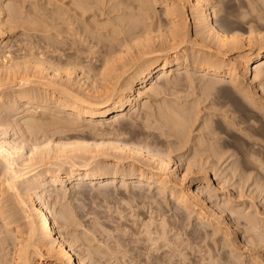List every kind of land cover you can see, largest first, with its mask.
<instances>
[{"label":"bare ground","instance_id":"bare-ground-1","mask_svg":"<svg viewBox=\"0 0 264 264\" xmlns=\"http://www.w3.org/2000/svg\"><path fill=\"white\" fill-rule=\"evenodd\" d=\"M10 1L8 3H10ZM218 1L220 0H217V2ZM222 1L223 0H221V2ZM243 1L244 0H242V2ZM245 1L247 2V0ZM248 3H250V10L256 13V15L254 14L251 16V20H256L257 22L263 21L264 0H252V2ZM211 4H213L211 0H49V5L51 7L49 6V8L46 5L49 9V12L47 11L48 13L41 11V13H39V11L36 13L35 11V16H30L31 19H29V17L26 19L27 17L25 18V16H23L25 9L22 11L20 6H17L16 4L14 5V3L6 4L3 0H0V264H80L79 262H81V264H87L86 259L89 261L93 260V263H96L97 261L100 262V259H96V255L99 254H95V251H91L89 247L90 245L88 244L90 242L86 243L81 236H79L80 234L74 235L70 240L66 236V230L64 229H69L68 227L73 225H76V227L82 226L83 236L85 237V240L89 241L90 239H88V236L92 232H96V235L98 236H96L95 233L93 236L95 235L94 237L100 239L99 234L101 232L110 231L108 221H106L108 223L107 225V223L104 222V218L103 222H100L101 220L99 221L100 215L96 217L92 216V218H90L88 213H85V209L83 210V208L81 209L76 206L83 210V213H76V208L75 210L74 208L70 209L66 207L67 204L64 206V204L61 203V201L66 198L68 189L73 192V196L77 195V197H80V194H84L86 188L88 189L89 187L91 191V187H94L92 185L96 186L97 183H105L97 185L100 186L99 189H97V187L95 188L98 191L100 190V192L106 196L109 195L108 197L102 195L105 198H109L114 193L112 190L114 191L118 183H121L127 188L132 187L133 191H130L132 192L131 194H126L121 191L118 192V196L120 193L122 200L125 199L130 202H135L137 200V203L141 201L139 203L140 205L141 203H148L151 207V216H149L148 220L146 217L147 215H142V211L138 213L137 216L141 220V227L138 225L136 226L142 229V232L147 236V240H152L153 243L154 241L155 243H158L160 240L163 242V244H158L155 249V253L156 251L158 253L161 251L159 255L150 252L151 254H154V256L152 255L153 258L151 256L152 260H149L148 264H162V262L164 263L165 261V256L167 254L169 255L168 252L172 250L169 249L170 247L168 248L169 251L164 250V252L161 248L164 249L163 246H172V244H170L171 238L168 237L170 236L168 235L170 231H168V229L170 228L173 229V231L174 229L181 230L180 232H183L181 235L186 234V236L188 235V238L191 236L200 241L201 244L204 245V250L206 252V258H203L208 260V264H234L232 259L234 258L238 260L242 257L247 249L246 247H248V249L249 247L257 249L256 246L258 247V243L263 242L264 244V235L261 234L262 231H260V234L258 233L259 236L255 235L257 233L254 231L255 237H259V240H257L258 242L254 239L255 237L253 238L251 236V234H247L242 242V244L244 243V246H240L241 242L237 243L236 240L240 235L239 226L241 224L239 222L240 219L235 218L234 215H237L236 213H238L240 218H244V221H247L246 223L252 226L251 229L253 230H258L259 227H257V223L260 225L262 221L256 223V219L255 221L253 219L255 216L251 218V215L248 216L246 213L243 215V211H239L232 199L234 197L231 198V195L221 193L222 196L220 195V198L222 199L224 206L221 204L218 206L214 201V196H217L219 188L213 187L211 184L209 167L214 168L216 164L220 162H217V160L215 161V159L210 160V156L213 154L217 157L221 152H218L216 149L212 152L207 147L204 148V151L208 154L206 156H204L203 152L197 156L195 154L192 159H189L185 163V172L181 174L182 176H180V174L176 176L179 168L178 162L181 161V158L178 161V159L176 160L173 156L174 152L171 147L176 141H172L171 139L166 143V139L163 138L164 143L167 144L168 148H165L166 146L159 148L158 144L162 143L160 142L161 139L159 141L156 140V134L159 135L160 133H156L154 130L155 128L164 131L163 134H167L169 138L171 135H174L178 140H183L187 133H185V130H188V126L193 121H196L195 119L200 115V96L198 101L195 100L188 104L186 101L185 103H178L177 101H174L176 99H166L168 94L173 93H167L169 92L167 91L169 90L168 85L169 87L171 85L170 88L175 87L176 89L177 86L180 88V84H182L188 76L185 73H187L189 69H193L191 70L192 72L194 71L199 78L206 80L209 83H220L222 86L223 84L232 85V87L229 85L230 90L233 88V93L243 96L245 103L247 102L246 100H249L251 104L253 101L256 103L254 95L248 90L247 81L249 80V76H252V73H254V77L252 76L253 80L250 79L254 81V79L258 78L264 70V34H258L255 30L257 34L255 33L256 35L253 36L254 32L251 27L250 32H248L247 29L245 30L248 32L246 38L243 36L244 33L240 34V32L237 31V29H242V27L235 28L233 26L236 30L234 31L232 28L233 30H230V32L229 28L231 27L225 29L223 26H226L228 22L226 24L223 22V25L220 24V20H216L218 17L216 13L219 11L215 9L216 11L214 12V9L212 8V11L217 16L216 19L213 17L214 14L212 15L210 12L211 7H209ZM218 4L221 3L218 2ZM157 6L162 7L160 12H158L159 10H157ZM220 6H222V4ZM224 6L225 5L222 7ZM244 6L242 5L241 7L244 8ZM247 8L249 9V7ZM226 11H228V9L225 10V12ZM225 12L224 15L220 12L219 13L225 17ZM47 14L49 16H47ZM44 16H46V18L50 17V21H47ZM222 20L224 19L221 17V21ZM229 21H231V19ZM27 24H33L34 29L35 27L37 29L35 32H40L42 35L40 43H42L43 40H48L46 41L48 45L44 44V48L46 45L51 48L54 47V49L57 48L58 50L60 49L59 47L61 44L68 43V45L66 44L67 46L66 48L64 47L65 49H60L59 56L53 52L57 57L51 54L53 49L50 53L52 57L51 55L48 57L46 55L48 51L45 53L41 44V47H39L41 50L36 53L13 55L10 49V43L12 41L8 39V35H10L8 33H11L12 30L17 27H25ZM238 24L240 25V23ZM260 24L258 26H260ZM233 25H236L237 27V24ZM30 30L34 32L32 28ZM233 32H236L237 34ZM44 41L43 43H45ZM94 47H98V49H96L97 51H93ZM31 49L33 50V48ZM54 51L56 52V50ZM96 53L98 55H95ZM176 69L178 71L180 69L184 71L175 72ZM154 77H156L155 82L153 81ZM257 80L259 82V79ZM188 81H190V78ZM148 83H151L149 88L146 86ZM183 83H187V81ZM184 85L181 87L182 89ZM189 85H187L188 88ZM177 89L174 91L177 92ZM192 89L194 90V88ZM192 89L187 90L192 91ZM223 90L225 91V89ZM262 90L264 89L262 88ZM227 91L229 92V90ZM162 93H165L166 96L164 97L166 98H164L163 102L160 104L158 108L159 110L156 109V111L158 110L157 113H150L149 111L150 114L145 115L147 116V127H153L154 129L152 128V131L155 133L151 132V129L145 131V127L143 128L142 125L138 126V124H142L138 122L140 119L136 121L135 118L140 116V110H144L151 106L148 100L151 96V98H154L153 96ZM229 93L232 94L231 91ZM189 94L192 95L190 92ZM174 96L172 94V97ZM232 96V101L236 100L233 99L234 96L237 98L236 95H234L233 98ZM177 97L179 96H176L175 98ZM207 97L204 99L207 100ZM142 99H144L143 102ZM262 100L264 101V99ZM180 101L182 100L180 99ZM258 103L255 109L256 114L258 111L257 107L264 108V104ZM238 105L239 107L241 105L242 107L244 106L242 103H237L236 106ZM141 107L142 109H140ZM151 107L153 108V106ZM246 109L250 108L248 107ZM130 111H132V114L130 115L132 118L130 128L134 129L139 127L137 128V131L140 129V131H138L140 133H138L136 129H132L131 132H133L134 135L128 137L126 135L129 132L126 131L129 129L125 130V127L124 130L121 131V126H123L121 124L124 119L126 121L128 120L126 119V116L129 115L128 113ZM235 111H237V109ZM147 113L148 112H146V114ZM262 113L260 114L262 115ZM151 114L154 116L153 120L149 117ZM246 114L248 113L246 112ZM242 115L241 117L245 118V116ZM252 117L255 116L253 115ZM262 117L263 115L260 118L262 119ZM223 118L224 117H222V119ZM237 119H239V117ZM242 120H239L238 122L241 124L243 122ZM249 120L248 117V121ZM217 121H220V119L217 118ZM217 121L215 125L214 123L211 125L216 126ZM233 121L236 122V119L233 118ZM248 121L246 120L245 124ZM252 122L253 121H251V124ZM255 122H257V120ZM144 123L146 125V121ZM208 123L210 125V122ZM257 123H259V120ZM251 124L250 126H252ZM124 125L126 126V124ZM228 125L230 126V124ZM118 126L119 128L117 129ZM220 126H223V124H220ZM254 126H252V129ZM107 127L110 129H107ZM140 127H142V131L145 132H141ZM231 127L229 129H232ZM85 128H88V131L90 129V132H99L101 130V133H105L104 135L109 134L112 137L102 138L98 141L80 139L81 137L78 135H80L82 129ZM250 129L251 127H249V130ZM239 130L244 131V128H239ZM246 130L249 131L248 129ZM217 131L219 134V130ZM217 131L210 130V135L213 136L211 139L218 136ZM250 131L253 134L255 130ZM170 132H172V134H170ZM235 134L237 135V138L239 135L241 140V133L237 134L235 131ZM122 135L126 136V140L124 139V136L120 139ZM227 135V138L230 137V135ZM202 137L204 138V136ZM153 138H155L157 142L152 141ZM176 138L174 140H177ZM235 138L233 140L237 141ZM250 138L248 143L246 142L247 145L250 143ZM230 139L228 138V140ZM245 139L246 137L242 140ZM242 142L244 143V141H241V143ZM236 143L239 146V142L237 141ZM256 143L257 142H253V144ZM246 144L244 143L243 147L244 145L250 147ZM257 145L258 143L256 144V147H259ZM259 145L261 146V144ZM238 146L235 145V149ZM200 148H202V146ZM209 148L211 147L209 146ZM253 148L246 149L252 150ZM246 149H243L244 152ZM243 150L240 151L242 155L244 153ZM246 152L250 151L246 150ZM247 154L249 155V153ZM242 158L244 159L246 157ZM240 160L241 159H239V162H241ZM172 162L176 165L174 169H172ZM258 165L264 167V155L260 157ZM219 169L220 168L218 167V170ZM194 174L198 176L192 178V175ZM214 174L216 175L217 173ZM122 188L125 189V187ZM152 188L156 191H154V193L152 190L151 192L153 194H150ZM224 188L226 187L223 186L222 189L224 190ZM95 189L94 191H91L92 194L97 191ZM107 191L110 192L106 194L105 192ZM101 193L99 197H101ZM93 195L96 196L95 193ZM118 196L116 197L117 199L119 198ZM237 196L239 198V195ZM82 197H84V195ZM240 198L242 197L240 196ZM79 199L77 200L80 201L81 199ZM118 200H120V198ZM57 203L60 204L59 209L56 207ZM52 205H54L53 208ZM83 205L84 203L80 204V206ZM167 207L175 209V213L169 214V209H167ZM242 209H244V207ZM95 210L96 209H91L88 211H94V213L96 211V213L104 212ZM259 212L261 213V211ZM154 213L155 215H153ZM263 214L264 213L260 215L263 216ZM107 215L109 218L112 216L109 214ZM107 215H105L104 212L103 217L106 218ZM193 217L195 218L193 219V221L195 220V224L190 230H188L187 228H189L192 223L191 219ZM129 218L125 217V223ZM112 219H114V217L111 218V221H113ZM236 219L239 220L236 221ZM108 220L110 221V219ZM140 220H137V223L138 221L140 222ZM244 221L242 222L244 223ZM130 222L132 227H135L134 225L137 224L136 219H132ZM243 223L241 227L242 230H244L243 225L247 226L246 223ZM151 225H154L153 229L150 228ZM126 226L128 227V223H126ZM126 226L125 228H127ZM261 227H263V225ZM72 228L75 229L74 227ZM79 229L81 228L79 227ZM248 230L250 232V229ZM98 231L101 232L98 234ZM72 232L74 233L75 231L72 230ZM111 232L112 231H110V233ZM130 232L127 233L126 231L125 235L130 234ZM138 232L141 231L139 230ZM142 232L141 234L143 236L144 234ZM246 232L248 231L246 230ZM69 234L71 236V232H69ZM103 234L105 235L106 233ZM153 234L154 236L155 234L157 236L154 237ZM120 235L124 234L122 233ZM120 235L116 236L119 240L123 237ZM129 237L130 236H127V239H125V237V241L122 239L125 244H128L130 240L136 238L132 237L128 241ZM212 237H215V239H221V248H223L222 252L219 253L216 251L217 241L212 240ZM173 238L174 236L172 237V240ZM182 239L187 240L185 237ZM189 239L186 242H188ZM194 239L190 240L194 241ZM149 240L147 242H150ZM196 240L194 242H196ZM164 241H166V243L168 242V245L164 244ZM174 241L175 239L173 240V243L176 245ZM77 242L80 243L76 244ZM123 242H119L120 245H122L121 243ZM194 242L192 243L194 244ZM130 243L132 244L131 241ZM74 244H76L77 247L80 246V250L75 248ZM115 244H117L116 241ZM125 244L122 246L124 247ZM134 244L130 246H135ZM96 246L99 247L98 244ZM130 246H128L129 250ZM138 247L140 248V245ZM138 247L134 250H137ZM167 247L165 249H167ZM201 247L203 246L201 245ZM261 247L259 248L262 249ZM133 248L134 247H132V249ZM146 248L147 247H145V250ZM188 248L190 247L188 246ZM75 249L77 252L78 250L80 251L77 255ZM132 249L130 251H132ZM200 249L202 251L203 248ZM98 250H100V247ZM121 250L123 251L126 249L124 247ZM138 250L137 253L140 252ZM187 250L190 251V249ZM203 252L204 251H202V254ZM257 252L256 254H258ZM83 253H86V256ZM97 253L99 252L97 251ZM126 253H128L127 250ZM141 253L145 255L143 248ZM150 253L148 254L150 255ZM189 253H191V251ZM198 253L199 252H197V254ZM128 254L127 256H125L126 254L123 256L128 259V256H130ZM143 254L141 256H144ZM170 254L172 253L170 252ZM256 254H249L247 260L244 258L247 261V264H264V260L262 261L261 259L264 256L261 254L262 257L260 258V254L259 256ZM121 255L122 254H120V256ZM133 255V261H136V252L132 254V257ZM181 255H184V258L187 257V254L185 255L181 253ZM146 256L150 259L148 255ZM174 256L172 259L173 262L174 258H176ZM197 256L198 255H194L195 259H189L187 264H202L201 261L204 260H201L202 257L201 259L196 258ZM99 258H101V255ZM129 258H131V256ZM143 258L138 259L140 260V263L144 262L145 264L146 261H143ZM124 260L128 261L126 258ZM102 262L103 261H101V263ZM174 263H176V261Z\"/></svg>","mask_w":264,"mask_h":264},{"label":"rangeland","instance_id":"rangeland-1","mask_svg":"<svg viewBox=\"0 0 264 264\" xmlns=\"http://www.w3.org/2000/svg\"><path fill=\"white\" fill-rule=\"evenodd\" d=\"M4 1V3H6V4H13L14 3V5L16 4L17 6H20L21 7V9H22V11L24 10V12L26 13H23V16H25V18L26 19H28V17H29V19H31L30 18V16L32 17V16H35V11H36V13H38V11H39V13H41V12H44V13H48L49 12V9H48V7L50 6L49 5V0H9L10 1V3H8L9 1L8 0H3ZM17 1V2H16ZM19 1H21V2H24V3H21V2H19ZM212 1V3L213 4H211L209 7H211L210 8V12L212 13V15L214 14V12L216 11V10H218L221 14H223L224 15V12H225V10H227L228 9V11H226L225 12V17H223V15H221L219 12H217L216 13V15L218 16H216L215 14L213 15V17L216 19V17H217V19L216 20H220V24H226L227 22V25L225 26V25H223L224 27H225V29H228L229 27H231V28H229V31L231 30H233L234 29V31L236 30L235 28H240V27H242V29H244V30H242L241 28V30L240 29H237V31H239L240 32V34H243V36H244V38H246L247 36V33L248 32H250L251 31V28L253 29V36L254 35H256L257 33H256V31L258 32V34H264V20L263 21H261V22H257L256 20L255 21H252L251 20V16L252 15H256V13H254L253 11H251L250 9H251V7L249 6L250 5V3H248V2H252V0H247V2L244 0L243 2H242V0L240 1V0H223L222 2H221V0L220 1H218L219 3H221L222 4V6L223 5H225L224 7H222V6H220L221 4H218V2H217V0H215V1H213V0H211ZM228 3H227V2ZM240 1V2H239ZM19 2V3H18ZM27 2V3H26ZM30 2H32V3H30ZM48 2V3H47ZM216 2H217V4H216ZM247 4H246V3ZM21 3V4H20ZM36 3V4H35ZM225 3H227V4H225ZM230 3H231V5H230ZM245 3V4H244ZM20 4V5H19ZM40 4V5H39ZM215 4V5H214ZM230 6H229V5ZM240 4H242L243 6H244V8L243 7H241L242 5H240ZM32 5V6H31ZM46 5L48 6V7H46ZM228 5V6H227ZM247 5V6H246ZM24 8H23V7ZM45 6V7H44ZM227 6V7H226ZM28 7V8H27ZM30 7H31V9H30ZM35 7V8H34ZM40 7V8H39ZM51 7V6H50ZM49 7V8H50ZM217 7H218V9H217ZM229 7V8H228ZM231 7V8H230ZM247 7H249V9L247 8ZM27 8V9H26ZM45 8H46V11H45ZM160 8V9H159ZM161 6L160 7H158L157 6V10H159L158 12H160L161 11ZM214 9V12L212 11L213 9ZM223 8V9H222ZM35 9V10H34ZM37 9V10H36ZM40 9V10H39ZM44 9V10H43ZM216 9V10H215ZM221 9V10H220ZM243 9V10H242ZM26 10H27V12H26ZM249 10H250V14H249ZM29 11V12H28ZM32 11V12H31ZM41 11V12H40ZM48 11V12H47ZM245 11H247V12H245ZM30 12H31V14H30ZM229 14H228V13ZM232 14H231V13ZM240 12V13H239ZM253 12V13H252ZM28 13V14H27ZM33 13V14H32ZM227 13V14H226ZM248 13V14H247ZM241 14V15H240ZM220 15V16H219ZM228 15H229V17H228ZM240 15V16H239ZM250 15V16H249ZM47 16H49L48 14H47ZM227 16V17H226ZM246 18H245V17ZM45 18H46V16H44ZM221 17H222V19H224V20H226V21H224V20H222L221 21ZM240 17V18H239ZM219 18V19H218ZM225 18H227V19H225ZM229 18V19H228ZM239 18V19H238ZM231 19V21H229ZM236 19V20H235ZM46 20L48 21H50V17H47L46 18ZM239 20H241V21H239ZM233 21V22H232ZM236 23H235V22ZM250 21H252V22H254V23H252V22H250ZM224 22V23H223ZM232 24H231V23ZM257 22V23H256ZM31 23V22H30ZM238 23H240V25L238 24ZM244 25H242V24ZM260 23H263V24H260ZM231 24V25H230ZM233 24H237V27H236V25H233ZM260 24V26H258ZM250 25V26H249ZM28 26V27H27ZM30 26H32V27H30ZM228 26V27H227ZM235 28H234V27ZM28 29H27V28ZM244 27H247V28H244ZM251 27V28H250ZM18 28V29H17ZM17 28H15V29H13L12 30V34L9 32L8 34H10V35H8L9 37H8V39L10 40V41H12L11 43H10V49H11V51H12V53H13V55H16V54H26V53H36V52H38V51H40L41 49H39V47H41V45H42V48L45 50V53L47 52V56L48 57H50V55L51 54H53V56L56 54L57 56H59V53H60V49H65L66 48V46L68 45V43H64V44H61L60 45V49H58L57 50V48L56 49H54V47H49V46H46V45H48V43H46V41H48V40H46V41H44L45 43H43V41H42V43H40L41 42V37H42V35L40 34V32H38V31H36L35 32V30H37L36 29V27H35V29H34V25L32 24V25H30V24H27L25 27H17ZM25 30H24V29ZM33 29L34 30V32L33 31H31L30 29ZM233 28V29H232ZM257 28V29H256ZM27 29V30H26ZM247 29V31L248 32H246L245 30ZM249 29V30H248ZM256 30V31H255ZM31 31V32H30ZM230 31V32H231ZM244 31V32H243ZM238 32V33H239ZM260 32V33H259ZM37 33V34H36ZM233 33H236V32H233ZM256 33V34H255ZM28 34V35H27ZM237 34V33H236ZM250 35V34H249ZM248 35V36H249ZM36 36V37H35ZM40 36V37H39ZM242 36V35H241ZM14 37V38H13ZM28 37V38H27ZM39 37V38H38ZM24 38V39H23ZM29 39V40H28ZM32 39V40H31ZM39 39V40H38ZM43 39V38H42ZM37 40V41H36ZM247 40V39H246ZM32 41H33V43H32ZM39 41V42H38ZM30 42V43H29ZM39 44H38V43ZM246 43H247V41H246ZM20 44V45H19ZM29 44V45H28ZM41 44V45H40ZM44 44H46L45 45V48H44ZM67 44V45H66ZM40 45V46H39ZM65 45V46H64ZM25 46V47H24ZM37 46V47H36ZM256 46H258V45H256ZM47 47H48V49H47ZM62 47V48H61ZM65 47V48H64ZM20 48H22V49H20ZM25 48H26V50H25ZM31 48H33V50L31 49ZM49 48H50V50H49ZM256 48V47H255ZM24 49V50H23ZM53 49V50H52ZM95 49V50H94ZM96 49H98V47L96 48V47H94L93 48V51H97ZM207 49V48H206ZM51 50H52V53H51ZM54 50H56V52L54 51ZM32 51V52H31ZM50 51V52H49ZM57 51H58V53H57ZM55 54H54V53ZM51 53V54H50ZM55 55V56H56ZM95 55H98L97 53L95 54ZM56 56V57H57ZM51 57H52V55H51ZM0 63H1V61H0ZM191 70H193V69H189V71L187 72V73H185V74H187L188 76H194V77H188L187 76V80L185 79L183 82H186L187 81V83H183L182 82V84L184 85V87H183V89L181 88L183 85L182 84H180V88L177 86L176 87V89L177 88H179L180 89V91H179V89H177V92L176 91H174V90H176L175 89V87H172V88H170L171 87V85H170V87H169V85H168V89L169 90H167V91H169V92H167V93H170V92H173L172 94H173V96H174V94H175V96L174 97H172V94H168L167 96L165 95V93H162V94H158V95H155V96H153L154 98H149L148 100H149V104L151 105V106H153V108L150 106V107H148V108H146V109H144V110H140L141 111V114H142V116H141V114H140V116L139 117H136L135 119H136V121H138L139 119H140V121H138L139 123H142V124H138V126H140V125H142L143 126V128L145 127V128H147V129H145L144 128V130L145 131H149V129H151L150 131L151 132H154V131H152L154 128L153 127H147V116H145V115H149L150 113H157V111L159 110L158 108H159V106H160V104L163 102V99L164 98H166V99H170V100H174V99H176V100H174V101H177L178 103H185V101H186V103L188 104V103H191L192 101H198V99H199V96H200V101H199V105H200V109H201V111H200V115L195 119L196 121H193L190 125H192V126H188L189 128H187L188 130H185V133H186V137L183 139V140H178L174 135H171L170 136V138H169V136L167 135V134H163V132L164 131H162V130H159V129H157V128H155L154 130H155V132L156 133H160L159 135H157L156 134V140H160L161 139V141L160 142H162V143H159L158 145V147L160 148V147H165V148H168V146H167V141L168 140H171L172 139V141H176L175 142V144L171 147L172 148V150H173V156L175 157V159L177 160L178 159V161L180 160V158H181V161H179L178 162V165H179V168H178V171H177V175L176 176H178L179 174H180V176H182L181 174H183L184 172H185V163L189 160V159H192L193 157H194V155L196 154V156L198 155V154H202V152H203V154H204V156H206L207 154H206V152L204 151V148H208L209 150H211L212 152L214 151V149H216L218 152H221L220 154H219V156H217L216 157V155H211L210 156V160H214L215 159V161L217 160V162H220V163H217L216 164V166L213 168V167H209V174H210V178H211V184H212V186L213 187H217V188H219V191H218V194H217V196H214V201L216 202V204L219 206V204H221V205H223L224 206V203H223V201H222V199L220 198V195L222 196V194L223 193H225V194H228V195H231V198L232 197H234V198H232L233 200H234V204L236 205V207L239 209V211H243L242 212V214L243 215H245V213L248 215V216H250L251 218H253L254 216V221H255V219H256V223L259 221V223H260V225H258V223H257V227H259L258 228V230H253V229H251L252 228V226L251 225H249V224H247L245 221H244V218H240V216L238 215V213H236L237 215H234V217L235 218H239V219H236V221L237 220H239V222H240V228H239V236L237 237L238 239H240V240H238L237 238V243H240V246H244V243L242 244V242H243V240H244V238L247 236V234L248 235H250L251 234V236L254 238L255 237V235H257V236H259V234L261 233L260 231H262V233L261 234H263L264 235V214H263V216L262 215H260V214H262V213H264V167H261V166H259L258 165V163H259V159H260V157L262 156V155H264V142H262V141H264V139H263V137H264V108L262 109L261 107L259 108V107H257L258 109V111H257V114H256V105H257V103L259 102V103H262V104H264V101L262 100V99H264V93H263V91L264 90H262V88L264 89V87H263V84H264V70L262 71V73H261V75L263 76H261V75H259V77L258 78H255L254 79V81H252L253 80V77H254V73H252V76H249V80L247 81V86H248V90H249V92L252 94V95H254V99L256 100V103H255V101H253V103L251 104V102L249 101V100H246L247 102L245 103V100H244V97L243 96H241L240 94H238V95H240V96H238L237 94H235V93H233V88L230 90V86L232 87V85H230V84H223V86L225 87H223L222 86V84H212L211 82V84L213 85H211L208 81H206V80H203V79H201V78H199L198 76H197V73H195L194 71L192 72ZM184 70H182V69H180L179 71L176 69V71L175 72H183ZM192 75H191V74ZM170 76H173V75H170ZM198 77V78H197ZM261 77V78H260ZM155 78L156 77H154V79H153V81L155 82ZM189 78H190V81H188L189 80ZM192 78H194V79H192ZM252 80H251V79ZM192 79V80H191ZM257 79H259V82H258V80ZM202 80V81H201ZM195 83H194V82ZM199 81V82H198ZM204 81V82H203ZM260 81H261V83H260ZM189 82H190V85H189ZM202 82V83H201ZM258 84H257V83ZM207 83H208V85H209V87H208V85H207ZM251 83V84H250ZM189 85V88L187 87V85ZM197 84H198V86H197ZM201 84V85H200ZM250 84V85H249ZM150 85H151V83H148L146 86H147V88H149L150 87ZM204 85V86H203ZM211 85V86H210ZM217 85V86H216ZM226 85H227V88H226ZM230 85V86H229ZM166 86H167V84H166ZM215 86V87H214ZM187 87V88H186ZM200 87V88H199ZM207 87V88H206ZM216 87H218V88H216ZM256 87V88H255ZM262 87V88H261ZM184 88H185V90H184ZM192 88H194V90L192 89ZM199 88V89H198ZM205 88V89H204ZM171 89H172V91H171ZM187 89H192V91H188ZM202 89H203V91H202ZM208 89V90H207ZM223 89H225V91H227V90H229V92L231 91L232 92V94H230L228 91L226 92V93H224L225 91L223 90ZM205 90V91H204ZM200 91V92H199ZM209 92V94H208V92ZM224 91V92H223ZM181 92V93H180ZM189 92L192 94V95H190L189 94ZM198 92V93H197ZM201 92H203V93H201ZM255 92V93H254ZM229 93V94H228ZM259 93V94H258ZM263 93V94H262ZM188 94V95H187ZM195 94V95H194ZM198 94V95H197ZM207 94V95H206ZM226 96H225V95ZM236 95V97L237 98H239V99H237V98H235V96L234 95ZM171 97H170V96ZM180 95H182V96H180ZM204 95V96H203ZM206 95V96H205ZM228 95V96H227ZM229 95H230V97H229ZM234 96V98H233V96ZM162 98H161V97ZM164 96H166V97H164ZM169 96V97H168ZM176 96H179V97H177V98H175ZM186 96H187V99H186ZM194 96V97H193ZM208 96V97H207ZM231 96H232V98L233 99H236V100H233L234 101V103H233V101H232V99H231ZM196 97H197V99H196ZM206 97H207V100H205L206 99ZM182 100V101H180V99ZM191 98H193V99H191ZM205 98V99H204ZM258 98H260V99H258ZM186 99V100H185ZM180 102H179V101ZM257 100H259V101H257ZM144 101V99H142V102ZM188 101V102H187ZM190 101V102H189ZM202 101V102H201ZM209 101V102H208ZM262 101V102H261ZM239 103V104H243L244 106V108L242 107V105L239 107V105L238 106H236V104L237 103ZM241 102V103H240ZM245 103V104H244ZM258 103V104H259ZM207 104V105H206ZM211 104V105H210ZM214 105V107H213V105ZM216 104V105H215ZM223 104H224V107H223ZM232 104H235V105H232ZM247 104V105H246ZM251 104V105H250ZM157 105H158V107H157ZM226 105V106H225ZM204 106V107H203ZM232 106V107H231ZM251 106V107H250ZM209 107H210V109H209ZM250 108V109H246V108ZM222 108H224V109H222ZM239 108H240V110H239ZM243 108V109H242ZM140 109H142V107L140 108ZM150 109V110H149ZM155 109V110H154ZM156 109H158L157 111H156ZM237 109V111H235ZM245 109V110H244ZM253 109V110H252ZM209 110V111H208ZM215 110V111H214ZM226 110V111H225ZM259 110H260V112H259ZM145 111V112H144ZM149 111H150V113H149ZM153 111V112H152ZM224 113H223V112ZM229 113H228V112ZM235 111V112H234ZM146 112H148L147 114H146ZM210 114H209V113ZM243 112V113H242ZM246 112L248 113V114H246ZM253 112V113H252ZM258 112H259V114H258ZM263 112V113H262ZM256 115H255V114ZM260 113H262V115H263V117H262V119L260 118L262 115L260 114ZM129 115H127L126 116V119H128L127 121L124 119L123 120V122H122V124L121 125H123V126H121V131L122 130H124V128H125V130L127 129H129L128 131H126V132H129L126 136H130V135H134V133L133 132H131L132 131V129L130 128V123H131V121H132V118H131V114H132V111H130L129 113H128ZM209 114V115H208ZM228 114V115H227ZM243 114L244 116H245V118H243V117H241V115ZM144 115V116H143ZM242 115V116H243ZM254 115L255 117H252V116ZM259 115H260V117H259ZM212 116V117H211ZM219 116V117H218ZM143 117V118H142ZM150 118H152L151 120H153V118H154V116H152V114L149 116ZM222 117H224L223 119H222ZM239 117V119H237ZM240 117H241V119H240ZM248 117H249V121H248ZM251 117V118H250ZM258 117H259V119H258ZM210 118V119H209ZM217 118L218 119H220V121H217ZM227 118V119H226ZM233 118L234 119H236V122H234L233 121ZM242 118H243V120H242ZM254 118V119H253ZM131 119V120H130ZM149 119V118H148ZM209 119V120H208ZM208 120V121H207ZM213 120H214V122H213ZM226 120H228V121H226ZM230 120V121H229ZM239 120H242L243 122L240 124L238 121ZM248 121V122H246V124H245V121ZM257 120V122H258V120H259V123H257V122H255ZM262 121V123H261V121ZM126 121V122H125ZM130 121V122H129ZM146 121V125H145V122ZM216 121H217V124H216V126H217V128H216V126H212L213 125V123H214V125H215V123H216ZM231 121H233V122H231ZM251 121H253V122H255V123H253L252 122V124H251ZM137 122V123H138ZM203 122H205V123H203ZM208 122H210V125H209V123ZM212 122V123H211ZM218 122H221V123H218ZM227 122V123H226ZM230 122V123H229ZM126 124V126L124 125V124ZM144 123V124H143ZM208 123V124H207ZM232 123V124H231ZM237 123H239L240 124V127H239V124H237ZM257 123V124H256ZM212 124V125H211ZM220 124L222 125L223 124V126H220ZM228 124H230V126H229V128L231 127L232 129H229L228 128V126L227 125ZM236 124V125H235ZM250 124L252 125V126H254L253 127V129H252V126H250ZM254 124V125H253ZM263 124V125H262ZM145 125V126H144ZM247 127H246V126ZM262 125V126H261ZM219 126H220V128H219ZM227 126V127H226ZM238 127V128H237ZM246 127V128H245ZM249 127H251V129L250 130H255L254 132H253V134H252V132L249 130ZM262 127V128H261ZM119 128V126L117 127V129ZM137 128H139V127H136V128H134V129H136V131H137ZM141 128V132H145V131H142L143 130V128L142 127H140ZM153 128V129H152ZM212 128V129H211ZM228 128V129H227ZM237 128V129H236ZM239 128H244V131H241V130H239ZM107 129H110V128H108L107 127ZM133 129V130H134ZM224 129V130H223ZM234 129V130H233ZM246 129H248L249 131H247ZM157 130V131H156ZM159 130V131H158ZM210 130H214L215 132L217 131V130H219V134H218V131H217V137L216 138H213V139H211V137H213V136H211L210 135ZM221 130V131H220ZM222 130H223V132H222ZM229 130H230V132H231V134H230V132H229ZM233 130V131H232ZM91 130L89 129V131H88V128H85V129H82V131H81V133H80V135H78V136H80L81 138L80 139H86V140H101L102 138H106V137H112L111 135H109V134H106V135H104L105 133H101V130L98 132V131H92V132H90ZM106 131V130H105ZM138 131H140V129H138ZM137 131V132H138ZM168 131V130H167ZM197 131V132H196ZM235 131H236V133L237 134H240L241 133V140H240V138H239V135H238V138H237V135L235 134ZM239 133H238V132ZM131 132V133H130ZM154 132V133H155ZM222 132V133H221ZM233 132V133H232ZM251 132V133H250ZM99 133V134H98ZM138 133H140V132H138ZM196 133V134H195ZM227 133H228V135H230V137H228L230 140H228V138L226 137V135H227ZM255 133H256V135H255ZM163 134V135H162ZM168 134H169V132H168ZM170 134H172V132H170ZM206 134V135H205ZM247 134V135H246ZM101 135V136H100ZM162 135V136H161ZM227 135V136H228ZM233 135H234V137H233ZM256 137H255V136ZM262 135H263V137H262ZM124 135H122L121 137H120V139L123 137ZM126 136H124V139L126 138ZM177 139V140H174L175 138ZM202 136H204V138L202 137ZM242 136H244V137H246V139L245 140H247V141H245V140H242V139H244V137H242ZM248 136V137H247ZM96 137H98V138H96ZM101 137V138H100ZM159 137H162V138H159ZM166 137V138H165ZM172 137V138H171ZM189 137V138H188ZM223 137H225V138H223ZM236 137V138H235ZM251 137V138H250ZM252 137H254V138H252ZM258 137H260V138H258ZM157 138H159V139H157ZM163 138L164 139H166V143H164V140H163ZM221 138V139H220ZM222 138H223V141H222ZM235 138V140L237 139V141L239 142V146H238V144L236 143L237 141H234L233 139ZM249 138H250V143L247 145L246 144V142L248 143V141H249ZM191 139V140H190ZM206 141H205V140ZM126 140V139H125ZM152 140V139H151ZM155 140V138H153V140L152 141H155V142H157ZM213 140V141H212ZM215 140V141H214ZM217 140V141H216ZM178 141V142H177ZM241 141H244V143L247 145V146H250V147H246L245 145H244V147H243V142L241 143ZM255 143V142H257L258 143V145L257 146H259V147H256V144H253V142ZM203 142V143H202ZM200 143H202V144H200ZM214 143V144H213ZM262 143H263V145H262ZM213 145V147H212V145ZM251 144H253V145H251ZM259 144H261V146L259 145ZM235 145L236 146H238V147H236V149H235ZM241 145H242V147H241ZM178 146H179V148H178ZM194 146H195V148H194ZM202 146V148H200ZM209 146L211 147V148H209ZM233 146V147H232ZM255 146V147H254ZM263 146V147H262ZM186 147V148H185ZM243 148V149H246V148H258V149H252V150H248V149H246L247 151H250V152H246V150H245V152H246V154H245V152H244V150L243 149H241V148ZM262 147V148H261ZM177 148V149H176ZM238 148V149H237ZM184 149V150H183ZM193 149V150H192ZM197 149V150H196ZM199 149V150H198ZM243 150V155H242V153H240V151L241 150ZM178 150H180V151H178ZM227 152H226V151ZM237 150H238V152H237ZM210 151V152H211ZM253 151V152H252ZM196 152V153H195ZM209 152V153H210ZM211 152V153H212ZM224 152V153H223ZM179 153V154H178ZM241 155H240V154ZM247 153H249V155L247 154ZM178 154V155H177ZM247 155V156H245V155ZM182 157H181V156ZM260 155V156H259ZM214 157V158H213ZM220 157V158H219ZM224 157V158H223ZM242 157H246V158H242ZM221 159V160H220ZM239 159H241L240 161L241 162H239ZM243 160V161H242ZM245 160V161H244ZM258 161V162H257ZM228 162V163H227ZM239 162V163H238ZM226 163V164H225ZM235 163V164H234ZM171 165H172V169H174L175 167H176V165H174L173 164V162L171 163ZM234 165V166H233ZM242 165V166H241ZM232 166V167H231ZM241 166V167H240ZM218 167L221 169H219L218 170ZM238 168V169H237ZM259 168V169H258ZM260 168H262V169H260ZM229 169H231V170H229ZM177 170V169H176ZM212 170V171H211ZM215 170V171H214ZM263 170V171H262ZM233 171H234V173H233ZM180 172H182V173H180ZM214 173H217L216 175L214 174ZM230 174V175H229ZM242 174V175H241ZM215 175V176H214ZM218 175V176H217ZM198 175H192V178H196ZM217 176V177H216ZM216 177V178H215ZM219 177V178H218ZM234 178V179H233ZM222 180V181H221ZM216 181V182H215ZM235 181V182H234ZM223 182V183H222ZM221 183V184H220ZM253 183V184H252ZM99 184H105V183H99ZM98 183H97V185H99ZM234 184V185H233ZM95 186V185H92V186H94L93 188L95 189L96 187H97V189H99V187L100 186ZM218 185H220V186H218ZM225 186L226 188H224V190L222 189L223 188V186ZM231 185V186H230ZM241 185V186H240ZM222 186V187H221ZM255 186V187H254ZM259 186V187H258ZM70 187V186H69ZM119 187H120V190H119ZM122 187H125V189H123ZM237 187V188H236ZM92 187H91V191H94V189H93ZM102 188V187H101ZM100 188V189H101ZM97 189H95V190H97ZM103 189V188H102ZM127 189V190H126ZM132 189V190H131ZM229 189V190H228ZM111 190V189H110ZM119 190V191H118ZM126 192H125V191ZM129 190V191H128ZM153 190V191H152ZM87 191V192H86ZM90 191V188L88 187V189L86 188V190H85V192H84V194H80V197H77V195H74L75 197H77V198H75L74 196H73V192L71 191V190H69L68 189V192H67V196H66V198L64 199V200H62L61 201V203H63L64 204V206H66V204H67V206L66 207H68V208H70V209H72V208H74V210H75V208H76V213L77 212H82L84 209H85V213H88V216L90 217V218H92V216H98V215H100V217H99V221L100 222H103V218H104V222H106V221H108V223H109V227H110V231H112L111 233H110V231H105V232H101V231H98V234H99V237H100V239H98V237H94L95 235H96V232H92V233H90V235L88 236V239H90L89 241L88 240H85V237L83 236V230H82V226H78V227H76V225H73V226H70V227H68L69 229H67V228H65L64 230H66L65 231V234H66V236L71 240L72 239V237L74 236V235H78V234H80L79 236H81V238L86 242V243H88V242H90V243H88L90 246V249H91V251L92 252H94L95 254H99V255H96V259H100V262H96V263H93L92 261H89V260H87L86 259V262H87V264H138V263H140V260L139 259H141V258H143L144 256V258L142 259L143 261H146L145 262V264H148L149 263V260L151 261L152 260V258H153V256H154V254H160L161 253V251H160V253H158L157 251H156V253H155V249L157 248V246H158V244H163V242H162V240H160V241H158V243H155V241H154V243H153V241H152V243H151V241L150 242H147L148 240H147V236L144 234V232H142V229L140 228L141 226V220H140V218L137 216L138 215V213H140L141 211V213H143L142 215L143 216H146L147 217V220L149 219V216H151V207L149 206V204L147 203V204H143V203H141V205L139 204V203H137L138 201L136 200L135 202L133 201V202H130V201H126L125 199H121V197H120V193H119V196H118V192H121V191H123V193H132V192H130V191H133V188L132 187H126V186H123L121 183H118L117 184V187H115V189H114V191L112 190V192H114L113 194H114V196H113V194H112V192H111V196H113V197H109V198H105V197H103V196H106L105 194H103V193H101L100 192V190L98 191V192H100L101 193V197H99L100 196V193H98L97 191V193L96 192H94L95 194H96V196L98 197H96L95 195H93L92 194V192ZM101 191H104V190H101ZM154 192V191H156L155 189H151L150 190V194L152 193V192ZM246 191V192H245ZM91 192V193H90ZM108 192H110V191H107V192H105L106 194L108 193ZM228 192V193H227ZM250 192V193H249ZM116 193H117V195H116ZM155 193V192H154ZM222 193V194H221ZM232 193V194H231ZM237 193V194H236ZM78 194V193H77ZM153 194V193H152ZM240 194H243V195H240ZM84 195V197H82ZM103 195V196H102ZM237 195H239V198H238V196ZM251 195V196H250ZM78 196H79V194H78ZM109 196V195H108ZM108 196H106V197H108ZM119 197L120 198V200H118L116 197ZM236 196H237V198H236ZM240 196L242 197V198H240ZM87 197V198H86ZM219 197V198H218ZM245 197V198H244ZM251 197V198H250ZM69 198V199H68ZM72 198H73V200H72ZM75 198V199H74ZM81 200H80V199ZM84 198H85V200H84ZM77 199H79L80 201H78ZM66 200V201H65ZM69 200V201H68ZM71 200V201H70ZM84 200V201H83ZM245 200V201H244ZM253 200V201H252ZM123 201V202H122ZM128 202V203H127ZM130 202V203H129ZM247 202V203H246ZM255 202V203H254ZM71 203V204H70ZM73 203V204H72ZM82 203H84V205L83 206H80V204ZM93 203V204H92ZM132 203V204H131ZM246 203V204H245ZM109 204H111V205H109ZM139 204V205H138ZM143 204V205H142ZM244 204V205H243ZM253 204V205H252ZM257 204V205H256ZM69 205V206H68ZM70 205H71V207H70ZM86 205V206H85ZM93 205V206H92ZM116 205V206H115ZM220 205V206H221ZM249 205H252L253 207H255V208H253L252 206H249ZM256 205V206H255ZM76 206H78V207H80L81 209L83 208V210H81L80 208H77ZM133 206V207H132ZM142 206V207H141ZM148 206H149V208H148ZM258 206V207H257ZM54 207V205H52V208ZM56 207L59 209L60 208V204L59 203H57L56 204ZM117 207V208H116ZM130 207V208H129ZM244 207V209H242ZM250 209H249V208ZM111 208H113V209H111ZM145 208V209H144ZM147 208V209H146ZM171 207H167V209H169L168 210V213L169 214H173V213H175L174 211H175V209H173V208H171ZM247 208V209H246ZM259 208V209H258ZM261 208H263V209H261ZM91 209H96V210H98V211H100V212H102V211H104L105 212V215H107V214H109V215H112V216H110L111 218H113L114 217V219H112L113 221H111V218H109V216L107 215L106 216V218L105 217H103V214H104V212H102V213H94V211H91V212H89ZM258 209V210H257ZM78 210V211H77ZM89 210V211H88ZM132 210H133V212H132ZM248 210V211H247ZM254 210V211H253ZM257 210V211H256ZM86 211H88V212H86ZM136 211V212H135ZM253 211V212H252ZM259 211H261V213L259 212ZM109 212V213H108ZM112 212V213H111ZM252 212V213H251ZM255 212H257V213H255ZM83 213V212H82ZM95 215H94V214ZM107 213V214H106ZM114 213V214H113ZM150 213V214H149ZM260 213V214H259ZM91 214V215H90ZM97 214V215H96ZM122 214V215H121ZM102 215V216H101ZM120 215V216H119ZM153 215H155V213L153 214ZM88 216H87V218H88ZM124 216V217H123ZM128 216V217H127ZM237 216V217H236ZM239 216V217H238ZM262 216V217H261ZM102 217V218H101ZM125 217L126 218H129L127 221H126V223H128V227L126 226V223H125V221L124 220H126L125 219ZM87 218H85V219H87ZM94 218V217H93ZM101 218V219H100ZM124 218V219H123ZM261 218V219H260ZM89 219V218H88ZM87 219V220H88ZM105 219H107V220H105ZM108 219H110V221L108 220ZM132 219H136V223H137V220H140V222L138 221V223L136 224V225H134L135 227H132L131 225V220ZM193 219H195L194 217L191 219V221H192V223L190 224V226H189V228H187L188 230H190L191 229V227H193L194 226V224H195V220L193 221ZM263 219V220H262ZM120 220V221H119ZM124 221V222H123ZM242 221H244V223L242 222ZM112 222V223H111ZM122 222V223H121ZM130 222V223H129ZM107 223V222H106ZM108 223H107V225H108ZM114 223V224H113ZM117 223H118V225H117ZM119 223H120V226L122 227H120L119 226ZM123 223H125V224H123ZM140 223V224H139ZM242 223L243 224H245L246 223V225L247 226H244L243 225V229L244 230H242ZM112 224H113V226H112ZM116 224V225H115ZM263 225V227H261L262 225ZM86 225H87V223H86ZM123 225V226H122ZM140 226V227H136V226ZM111 226H112V228H111ZM115 226H116V228H115ZM125 226L128 228H125ZM248 226H251V227H248ZM72 227H76L75 229H73ZM79 227L81 228V229H79ZM121 229H120V228ZM132 227V228H131ZM246 227V228H245ZM261 227V228H260ZM118 228V229H117ZM151 229H153L154 228V225L152 226L151 225V227H150ZM114 229H116V230H114ZM127 229V230H126ZM133 229H135V230H133ZM144 234L143 236H142V234H141V232H138L139 230ZM248 231V232H246V230ZM248 229H250V232H249V230ZM260 229V230H259ZM262 229V230H261ZM72 230H74L75 232L73 233L72 232ZM128 230H130V231H128ZM137 230V231H136ZM170 230V231H169ZM126 231H127V233L128 232H130V234H126L127 236H130L129 237V239H128V241L132 238V237H138L137 239L136 238H133L132 240H130L131 242H132V244L130 243V241H129V243L127 244H125V242H123V240L125 241V239H127V236L125 235V233H126ZM135 231V232H134ZM168 231H169V233H168V235H170V236H168V237H170L171 238V243L170 244H172V246H166L167 247V249H165L166 247L165 246H163L164 247V249L163 248H161V250L164 252V250H166V251H169V249H172V250H170L168 253H169V255L167 256H165L166 258H165V261H164V263L162 262V264H168L169 262L171 263H174L175 261H176V263H174V264H187V262L189 261V259H195V257H194V255L196 256V255H198L196 258H200L201 259V257H202V259L201 260H204V261H201V263L202 264H205V263H207L208 262V260L207 259H205L206 258V252H205V248H204V245L203 244H201V242L200 241H198V240H196V239H194L193 237H191V236H189V238L191 239V240H193L194 239V241L196 240V242H194V241H191L189 238H188V235L186 236V234L185 235H181V233L183 234V232H180L181 230H177V229H174V231H173V229H168ZM177 231V232H176ZM244 231V232H243ZM254 231H255V233H257V234H255L254 233ZM257 231V232H256ZM66 232H68V233H66ZM69 232H71V236H70V234H69ZM79 232V233H78ZM136 232H137V234H136ZM172 232V233H171ZM176 232V233H175ZM179 232V233H178ZM95 233V235L93 236V234ZM103 233H106L105 235L103 234ZM124 234V235H120V234ZM131 233H132V235H131ZM139 233H140V235H139ZM175 235H174V234ZM185 233V232H184ZM259 233V234H258ZM171 234H172V236H171ZM176 234H177V236H178V238H177V236H176ZM253 234V235H252ZM255 234V235H254ZM101 235V236H100ZM109 235V236H108ZM125 236L124 238L122 237V239L120 238V240H119V238H117L116 236ZM134 235V236H133ZM137 235V236H136ZM245 235V236H244ZM83 236V237H82ZM96 236H98V235H96ZM116 238H115V237ZM153 236H154V234H153ZM155 236H157L156 234H155ZM154 236V237H155ZM174 236V238H173V240L175 239V244L176 245H174V243H173V240H172V237ZM182 236V237H181ZM187 238V240L189 239V241L188 242H186L187 240H185V239H182V238ZM256 236V237H257ZM91 237V238H90ZM176 237V238H175ZM181 237V238H180ZM254 238V239H256V241L257 240H259L258 238L259 237H257V238ZM96 238H97V242H96ZM142 238V239H141ZM180 238V239H179ZM213 239L212 240H216L217 241V249H216V251L217 252H222L223 251V248H221V239H219V238H216L215 239V237H212ZM92 239H93V241H92ZM241 239H242V241H241ZM100 240V241H99ZM136 240V241H135ZM183 240V241H182ZM220 242H219V241ZM115 241H116V243L117 244H115ZM138 241H139V243H138ZM146 241V242H145ZM177 241V242H176ZM191 241V242H190ZM98 242H101V243H98ZM104 242V243H103ZM119 242H123V243H121L122 245L123 244H125V249L127 250V252L129 253H126V250H123L124 251V253H123V251L121 250V249H123L124 247L122 246V245H120V243ZM126 242H127V240H126ZM134 242H135V244H134ZM140 242H141V244H140ZM146 244H145V243ZM162 242V243H161ZM183 242V243H182ZM191 243V245H190V243ZM192 242H194V244L192 243ZM258 242V241H257ZM80 243V242H79ZM78 242L76 243V244H79ZM187 243V244H186ZM76 244H74L75 245V248H77V249H79L80 250V246H78L77 247V245ZM99 245V247H100V250H98L99 249V247L98 246H96V245ZM109 246H108V245ZM112 244H115V245H112ZM135 245V246H132V247H134L133 249H132V247L130 246V245ZM137 244H138V246L140 245V248H141V250H140V248L137 246ZM143 244H145V245H143ZM152 244H154V245H152ZM157 244V245H156ZM164 244H167L168 245V242L166 243V241H164ZM185 244V245H184ZM203 246V247H201V245ZM103 245V246H102ZM150 245V246H149ZM151 245H152V247H151ZM156 245V246H155ZM174 245V246H173ZM186 245H187V247H186ZM261 245H262V247H261ZM93 246V247H92ZM96 246V247H95ZM110 246H111V248H110ZM119 246V247H118ZM128 246H130V250L132 249V251H130L129 250V247ZM143 246V247H142ZM150 248H149V247ZM188 246L190 247V248H188ZM194 246V247H193ZM102 247V248H101ZM108 247V248H107ZM115 247H117V248H115ZM123 247V248H122ZM128 247V248H127ZM138 247V251H140V252H138L137 253V250H134L135 248H137ZM145 247H147L146 248V250H145ZM170 247V248H169ZM173 247V248H172ZM180 249H179V248ZM184 247V248H183ZM194 249H193V248ZM199 249H198V248ZM259 247H261L262 249H260ZM96 248H98V249H96ZM118 248H119V250H118ZM121 248V249H120ZM142 248H143V252L145 253V255L143 254V253H141L142 252ZM169 248V249H168ZM183 248V249H182ZM193 250H192V249ZM200 248H203L202 249V251H204L203 252V254H202V251H201V249ZM247 248V249H246ZM245 249H246V251H245V253H244V255L242 256V257H240L238 260H236V259H232L233 260V262H234V264H243V262H244V264H247V257H248V255L249 254H256V252L258 253V254H256V255H258L259 256V254H260V258L262 257V255L264 256V244H263V242L261 243H258V247L256 246V248L257 249H254V248H251V247H249V249H248V247H246ZM253 249V250H251V249ZM259 248V249H258ZM104 251H103V250ZM111 249H112V251H111ZM113 249H115V250H113ZM153 249V250H152ZM178 249V250H177ZM182 249V250H181ZM185 249V250H184ZM187 249H190V251H191V253H189L190 251L189 250H187ZM196 249V250H195ZM220 249H221V251H220ZM78 250V252H77V250L75 249V252H76V255H77V253H79L80 251ZM106 250V251H105ZM148 250H150V251H148ZM152 250V251H151ZM200 250V251H199ZM249 250V251H248ZM262 252H261V251ZM97 251L99 252V253H97ZM133 251H134V253L136 252V255L138 256H136L135 255V260L137 261H133L134 260V255H133V257H132V254H134L133 253ZM182 251V252H181ZM184 251V252H183ZM186 251V252H185ZM101 252V253H100ZM111 252H112V255H111ZM120 252V253H119ZM122 252V253H121ZM152 252H154V254H151ZM170 252L172 253V254H170ZM178 252H180V253H178ZM196 252V253H195ZM197 252H199L198 254H197ZM255 252V253H254ZM261 252V253H260ZM103 253V254H102ZM119 253V254H118ZM140 253V254H139ZM148 253H150V255L148 254ZM173 253H176V254H173ZM181 253L182 254H187L186 256L187 257H185L186 258V260H185V258H184V255H181ZM85 256H86V253H83ZM120 254H122L121 256H120ZM124 254H126L125 256H127V254L128 255H130L131 256V258H129L130 256H128V259H127V257H125V256H123ZM144 255V256H141V255ZM189 254V255H188ZM202 254V255H201ZM262 254V255H261ZM100 255H101V258H99L100 257ZM107 255H110V256H107ZM139 255H140V257H139ZM146 255H148V257H150V259H148L147 258V256ZM153 255V256H152ZM171 255V256H170ZM175 255V256H174ZM191 255V256H190ZM193 255V256H192ZM107 256V257H106ZM118 256V257H117ZM151 256H152V258H151ZM170 256V257H169ZM173 256L174 257H176V258H174V262H173ZM180 256V257H179ZM182 256H183V258H182ZM189 256V257H188ZM200 256V257H199ZM105 257V258H104ZM172 257V258H171ZM203 257H205V258H203ZM114 258V259H113ZM121 258V259H120ZM123 258V259H122ZM126 258V260H128V261H125L124 259ZM139 258V259H138ZM147 258V259H146ZM179 258V259H178ZM246 260H245V259ZM96 259H94V260H96ZM106 259H107V261H106ZM168 259H170V260H168ZM184 259V260H183ZM262 259V261L264 260V257H262L261 258ZM111 262H110V261ZM121 260H122V262H121ZM124 260V261H123ZM178 260V261H177ZM197 260H199V259H197ZM207 260V261H206ZM231 260V261H232ZM101 261H103L102 263H101ZM107 263H106V262ZM109 261V262H108ZM131 261V262H130ZM139 261V262H138ZM148 261V262H147ZM168 261V262H167ZM183 261V262H182ZM186 263H185V262ZM240 263H239V262ZM91 262V263H90ZM127 262V263H126ZM129 262V263H128ZM165 262H167V263H165ZM178 262V263H177ZM236 262H238V263H236ZM80 264H81V262H79ZM143 264H144V262H142ZM142 263H140V264H142ZM169 263V264H170ZM171 263V264H172ZM264 263V262H263ZM208 264V263H207Z\"/></svg>","mask_w":264,"mask_h":264}]
</instances>
